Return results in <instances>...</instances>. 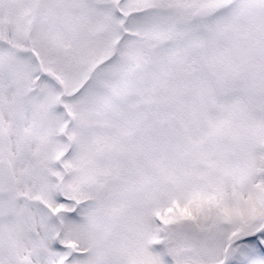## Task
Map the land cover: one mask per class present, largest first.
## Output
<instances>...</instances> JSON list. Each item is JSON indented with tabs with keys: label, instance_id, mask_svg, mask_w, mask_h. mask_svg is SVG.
<instances>
[{
	"label": "snow or ice",
	"instance_id": "obj_1",
	"mask_svg": "<svg viewBox=\"0 0 264 264\" xmlns=\"http://www.w3.org/2000/svg\"><path fill=\"white\" fill-rule=\"evenodd\" d=\"M0 264H264V0H0Z\"/></svg>",
	"mask_w": 264,
	"mask_h": 264
}]
</instances>
